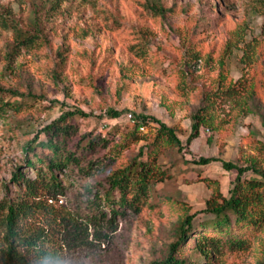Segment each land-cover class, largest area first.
<instances>
[{"label":"rangeland","instance_id":"rangeland-1","mask_svg":"<svg viewBox=\"0 0 264 264\" xmlns=\"http://www.w3.org/2000/svg\"><path fill=\"white\" fill-rule=\"evenodd\" d=\"M9 13L14 25L31 30L28 44L15 46L3 18ZM0 86L23 95L3 96L22 102L0 116V200L23 191L15 173L35 179L22 145L64 112L85 113L67 121L68 148L95 140L92 150L80 151L81 168L54 172L64 190L42 197L55 214L77 212L78 222L59 226L65 264L164 261L181 243L187 215L196 232H189L177 258L264 264V222L233 221L221 232L200 227L214 218L206 200L228 196L237 174L222 161L246 167L242 178L264 174V0H0ZM206 95L210 125L188 141L191 115ZM158 121L175 130L180 147L156 138ZM200 157L217 159L198 164ZM140 160L159 178L138 211L116 204L118 214L111 215L103 198L113 174ZM98 197L105 215L99 200L93 212L81 206ZM45 223L42 214L29 220V226ZM198 235L216 241L208 259L195 247ZM228 237L243 244L223 245Z\"/></svg>","mask_w":264,"mask_h":264},{"label":"trees","instance_id":"trees-1","mask_svg":"<svg viewBox=\"0 0 264 264\" xmlns=\"http://www.w3.org/2000/svg\"><path fill=\"white\" fill-rule=\"evenodd\" d=\"M3 18L6 27L13 31L15 46L28 44V39L32 34L31 30L14 25L10 13ZM227 90L229 89L227 88L225 91ZM219 92V90L215 91L214 95ZM5 94L14 97L23 96L16 91H7L0 86V116L3 118L8 117L6 114L9 109L18 111L22 102L17 99L5 101L3 99ZM210 109L211 97L206 95L202 104L191 115L192 132L188 141L198 135L201 125L207 127L210 125ZM108 112L111 117L119 115V112L115 110ZM76 114L85 115L79 109L66 111L55 121L43 126L34 138L22 145L23 151L28 155L29 167L32 168L36 176L32 181H24L22 174L15 173L13 180L18 186L24 184L23 189H21L23 191L19 192L14 199L0 200V264H65L62 257V247L57 244L58 235H60L59 226L64 223L78 222L77 212L75 214L69 212L67 215L55 214L42 202V197L44 195L51 197L50 193L57 195L62 192L64 187L54 172L68 165L81 168L82 154L80 151L92 150L95 145V140L89 139L84 143L79 141L73 150L68 148L67 140L71 134V127L67 121ZM143 119L145 118L143 117ZM158 123L156 138L165 137L180 147L181 140L175 130L161 121ZM41 133L44 134V139H39ZM140 154L142 155V152ZM216 159V157H200L196 163L208 164ZM222 165L228 170L236 169L237 174L232 181V187L228 190V196L220 195L219 201L212 197L206 200V210L211 212L214 218L201 224L200 227L221 232L229 230L233 221L237 226L243 224L258 225L264 222V174L257 171L259 176L242 178L246 167L243 168L227 161H222ZM158 176L159 172L144 160L133 161L115 172L103 198L112 206L110 214L113 216L118 214L117 209H115L116 204L120 208L138 211L148 197L151 182L158 179ZM78 180L84 182L87 179L80 177ZM84 188L92 192L91 185L85 184ZM114 191L119 193L118 197H115ZM101 200V197L94 201L85 198L81 206L83 205L84 208L93 212L94 204L97 201L100 214L105 215L104 208L101 207ZM40 214L46 223L29 226V220ZM192 219L193 215H187L180 225L179 240L181 243H175L171 246L169 257L153 264H201V262H189L186 258H177L174 255L188 237L189 232H196L195 228H192ZM221 243L223 245L241 246L243 240L228 237ZM216 246V241L206 235H198L195 239V247L205 259L213 255Z\"/></svg>","mask_w":264,"mask_h":264},{"label":"built area","instance_id":"built-area-1","mask_svg":"<svg viewBox=\"0 0 264 264\" xmlns=\"http://www.w3.org/2000/svg\"><path fill=\"white\" fill-rule=\"evenodd\" d=\"M127 116H128V119H129L131 122H133V123L136 122L134 116H133L131 113L128 114ZM139 128H140L141 130H144V124L139 123Z\"/></svg>","mask_w":264,"mask_h":264}]
</instances>
